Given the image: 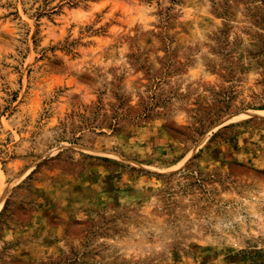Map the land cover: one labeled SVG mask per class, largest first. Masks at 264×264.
I'll use <instances>...</instances> for the list:
<instances>
[{
	"label": "rangeland",
	"instance_id": "374dc122",
	"mask_svg": "<svg viewBox=\"0 0 264 264\" xmlns=\"http://www.w3.org/2000/svg\"><path fill=\"white\" fill-rule=\"evenodd\" d=\"M0 264H264V0H0Z\"/></svg>",
	"mask_w": 264,
	"mask_h": 264
}]
</instances>
